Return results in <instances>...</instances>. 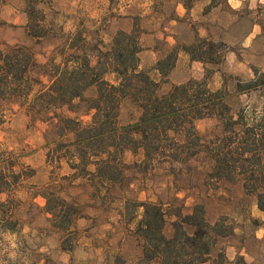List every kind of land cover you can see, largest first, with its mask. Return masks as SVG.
<instances>
[{
	"label": "rangeland",
	"instance_id": "obj_1",
	"mask_svg": "<svg viewBox=\"0 0 264 264\" xmlns=\"http://www.w3.org/2000/svg\"><path fill=\"white\" fill-rule=\"evenodd\" d=\"M221 2L225 5V0L213 3ZM44 3L38 6L44 15V21L39 23L33 13L29 19V0H0V49L26 47L36 60L29 83L34 86L30 99L52 83L57 65L69 55L87 56L96 65L103 61L104 52L112 49L117 34L124 31L134 32L139 38V70L149 72L160 83V95L175 85L191 79L203 80L208 75L209 87L226 91L235 114L242 109L250 113L264 108V86L250 88V83L254 79L260 82V75L264 74V6L255 11V21L263 28L261 48L256 50L261 54L241 56L246 63L244 69L227 68L228 46L221 48V41L201 38L214 42L220 62L190 64V71H178L173 77L179 56L185 52L183 47L190 45L182 41L187 33L185 26L175 30L176 34L167 28L171 20H177L182 6H189L188 0ZM41 33L45 34L42 38L33 36ZM159 62L165 71L175 62L167 78L156 69ZM106 79L115 82V76L108 75ZM85 94L94 97L97 90L91 88ZM30 99L0 100V111L5 110L7 115V123L0 127V154L12 157L24 175H33L23 181L16 193L0 195V201L14 200L12 209L19 222L16 233L0 230V264H139L142 241L137 228L144 210L138 204L142 202L160 204L168 212V237L173 234L172 223L176 219L169 213L180 209L190 214L194 206L203 205L211 224L220 221L233 228L232 235L218 239L212 257L224 252L228 260L233 259L230 264L237 256H243L249 264H264V212L258 207L257 196L245 190L244 177L235 181L212 178L204 154L182 162L149 166L142 163L143 149L135 153L127 148L122 158L124 180L107 188L101 178L93 177V164H85V169L78 167L75 137L61 124L67 117L84 123H90L92 117L76 114L68 106L40 113L31 109ZM141 115V108L132 99L123 100L121 125H133ZM195 126L198 134L205 137L219 134L221 129L214 117L197 120ZM69 210L73 213L71 223L62 217Z\"/></svg>",
	"mask_w": 264,
	"mask_h": 264
},
{
	"label": "trees",
	"instance_id": "obj_2",
	"mask_svg": "<svg viewBox=\"0 0 264 264\" xmlns=\"http://www.w3.org/2000/svg\"><path fill=\"white\" fill-rule=\"evenodd\" d=\"M29 4L32 5L29 19L33 13L39 23L44 21L42 9L38 8L45 5L44 0H29ZM33 36L42 38L45 34ZM219 46L227 48L223 42ZM216 49L214 42L201 38L183 47L193 60L218 64L221 58L217 60ZM141 51L134 32L120 31L112 49L104 52L103 61L92 65L87 56L69 55L57 65L52 83L30 99L34 91V86L29 84L36 67L34 54L20 46L0 49V100L29 102L30 99L31 109L40 113L68 106L76 114L90 115V123L69 117L60 121L75 137L78 167L85 169V164H93L96 167L93 177L101 178L107 188L124 180L122 158L127 148L135 153L143 149L142 163L149 166L182 162L204 154L212 178L235 181L244 177L245 190L257 196L258 207L264 212V108L250 113L242 109L235 114L227 102L226 91L209 87L208 75L203 80L191 79L175 85L160 95V83L149 72L139 70ZM162 65L159 62L156 69L167 78L175 62L166 71ZM108 75L115 76V82L107 80ZM260 78V82L254 79L250 83L251 89L264 86V74ZM91 88H96L97 95L87 97L85 93ZM125 99H132L142 110L133 125L123 126L120 122V108ZM209 117L219 120L220 133L201 136L195 123ZM6 123V111H0V127ZM17 166L12 157L0 154V195L16 193L23 181L33 176L24 175ZM13 205L10 198L0 201V230L6 233L18 231ZM138 206L144 210L137 228L142 241L139 264H230L224 252L212 256L218 239L232 235L233 228L220 221L211 224L203 205L194 206L190 214L180 209L169 213L176 218L170 237L165 234L168 212L162 205L142 202ZM72 215L70 211L62 217L71 223ZM231 264L249 263L243 256H237Z\"/></svg>",
	"mask_w": 264,
	"mask_h": 264
},
{
	"label": "crops",
	"instance_id": "obj_3",
	"mask_svg": "<svg viewBox=\"0 0 264 264\" xmlns=\"http://www.w3.org/2000/svg\"><path fill=\"white\" fill-rule=\"evenodd\" d=\"M188 2L189 6L187 8L182 6L177 20H171L170 28H167L175 33V30L179 31L185 26L187 33L182 40L185 44L192 45L198 38L225 43L229 49L225 65L227 68L231 66L230 69L246 67L245 60L241 59V56L261 54L256 50L261 48L263 28L255 21L257 20L255 11L264 6V0H225V5L222 2L215 4L214 0H188ZM179 18L184 22L181 20L179 22ZM171 38L176 39L174 36ZM190 64L203 65L202 62L193 60L190 54L182 52L173 69V77L178 71H190ZM263 237L264 233H261V238Z\"/></svg>",
	"mask_w": 264,
	"mask_h": 264
}]
</instances>
